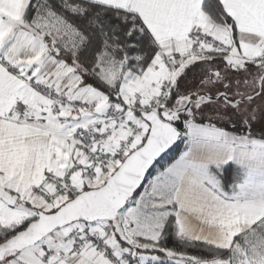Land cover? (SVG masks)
Segmentation results:
<instances>
[{"label": "snow or ice", "instance_id": "6c2138e0", "mask_svg": "<svg viewBox=\"0 0 264 264\" xmlns=\"http://www.w3.org/2000/svg\"><path fill=\"white\" fill-rule=\"evenodd\" d=\"M0 264H264V0H0Z\"/></svg>", "mask_w": 264, "mask_h": 264}]
</instances>
